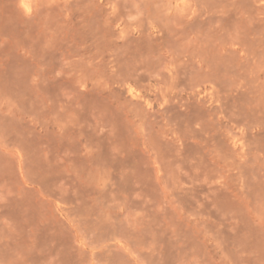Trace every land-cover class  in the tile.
Listing matches in <instances>:
<instances>
[{
  "label": "rangeland",
  "instance_id": "rangeland-1",
  "mask_svg": "<svg viewBox=\"0 0 264 264\" xmlns=\"http://www.w3.org/2000/svg\"><path fill=\"white\" fill-rule=\"evenodd\" d=\"M0 264H264V0H0Z\"/></svg>",
  "mask_w": 264,
  "mask_h": 264
}]
</instances>
